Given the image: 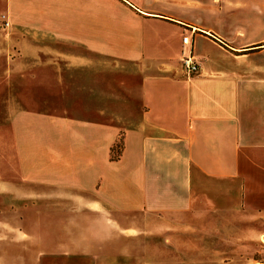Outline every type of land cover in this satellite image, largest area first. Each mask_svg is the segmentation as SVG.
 Returning a JSON list of instances; mask_svg holds the SVG:
<instances>
[{"label": "crops", "instance_id": "0c3cea01", "mask_svg": "<svg viewBox=\"0 0 264 264\" xmlns=\"http://www.w3.org/2000/svg\"><path fill=\"white\" fill-rule=\"evenodd\" d=\"M3 3L7 78L39 102L7 95V174L20 183L0 187L80 204L104 224L264 219V0Z\"/></svg>", "mask_w": 264, "mask_h": 264}, {"label": "rangeland", "instance_id": "374dc122", "mask_svg": "<svg viewBox=\"0 0 264 264\" xmlns=\"http://www.w3.org/2000/svg\"><path fill=\"white\" fill-rule=\"evenodd\" d=\"M3 1L0 0V179L13 176L20 183L14 169L7 174V158L11 159V155L5 147L9 140L6 99L7 95H13L19 105H37L39 101L27 94L24 99L23 94L29 88L17 85L19 80L7 78L6 48L12 30L3 13ZM18 38H25L24 33ZM21 40L16 48L18 53L22 50ZM2 187L0 264H248L250 260L264 261V234L258 233L264 219L259 223L256 218L245 222L243 217L244 222H241L240 215L230 221L223 215L135 213L117 215L121 224H104L82 210L80 204L18 196ZM229 255H232L230 261Z\"/></svg>", "mask_w": 264, "mask_h": 264}, {"label": "built area", "instance_id": "2783aa9c", "mask_svg": "<svg viewBox=\"0 0 264 264\" xmlns=\"http://www.w3.org/2000/svg\"><path fill=\"white\" fill-rule=\"evenodd\" d=\"M188 41H189V36L184 35L182 37V42L188 43ZM181 62H182V67L186 75H194L198 72L199 70L198 62L196 61L195 57L191 53L183 55Z\"/></svg>", "mask_w": 264, "mask_h": 264}, {"label": "trees", "instance_id": "16d2710c", "mask_svg": "<svg viewBox=\"0 0 264 264\" xmlns=\"http://www.w3.org/2000/svg\"><path fill=\"white\" fill-rule=\"evenodd\" d=\"M119 147H120V143H117V145H116V151L113 152V155L111 156L112 158H116L118 156V153L120 151V148Z\"/></svg>", "mask_w": 264, "mask_h": 264}]
</instances>
